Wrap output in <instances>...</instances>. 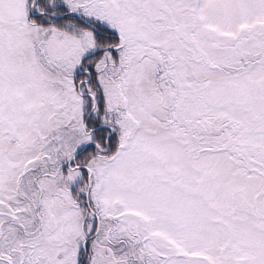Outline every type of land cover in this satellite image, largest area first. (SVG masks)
<instances>
[{
  "label": "snow or ice",
  "instance_id": "1",
  "mask_svg": "<svg viewBox=\"0 0 264 264\" xmlns=\"http://www.w3.org/2000/svg\"><path fill=\"white\" fill-rule=\"evenodd\" d=\"M0 264H264V0H0Z\"/></svg>",
  "mask_w": 264,
  "mask_h": 264
}]
</instances>
